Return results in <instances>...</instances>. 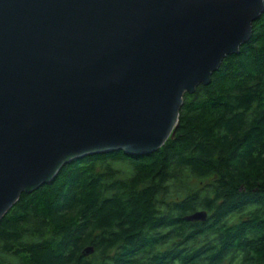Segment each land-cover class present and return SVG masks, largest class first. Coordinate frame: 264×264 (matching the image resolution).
Masks as SVG:
<instances>
[{"label": "water", "instance_id": "water-1", "mask_svg": "<svg viewBox=\"0 0 264 264\" xmlns=\"http://www.w3.org/2000/svg\"><path fill=\"white\" fill-rule=\"evenodd\" d=\"M263 13L264 0H0V220L65 162L162 147L184 94Z\"/></svg>", "mask_w": 264, "mask_h": 264}, {"label": "trees", "instance_id": "trees-1", "mask_svg": "<svg viewBox=\"0 0 264 264\" xmlns=\"http://www.w3.org/2000/svg\"><path fill=\"white\" fill-rule=\"evenodd\" d=\"M0 264H264V13L158 150L89 153L23 191Z\"/></svg>", "mask_w": 264, "mask_h": 264}]
</instances>
